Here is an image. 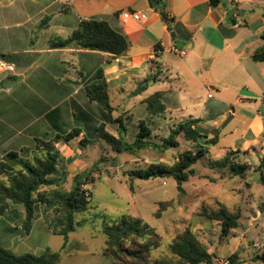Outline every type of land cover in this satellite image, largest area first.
<instances>
[{
	"label": "crops",
	"instance_id": "0c3cea01",
	"mask_svg": "<svg viewBox=\"0 0 264 264\" xmlns=\"http://www.w3.org/2000/svg\"><path fill=\"white\" fill-rule=\"evenodd\" d=\"M162 2L173 18L171 31L148 0H0V60L14 69L0 75V162L8 152L30 157L37 138L51 140L79 129L77 138L55 144L60 153L58 175L72 187L73 177L93 164L71 143L100 125L115 137L127 138L125 121L132 119L136 107L146 109L144 101L155 93L161 95L164 112L153 116L163 121L152 120L146 109L137 127L140 121L149 128L171 123V128L197 119L195 130L208 140L216 138L214 146L224 154L249 155L261 147L264 155V62L251 59L263 45L264 0H228L217 8L208 0ZM232 7L243 11L232 15L233 22L228 16ZM125 10L138 13L140 20H123L119 15ZM82 20L106 22L126 38L128 47L117 57L72 47L48 48L49 40L68 37ZM42 21L46 25L38 29ZM171 47L185 54H174ZM100 73L113 109L107 118L98 115L97 104L84 91ZM243 90L252 96L242 95ZM117 109L121 115L113 116ZM8 207L0 227L2 222L23 238L38 231L34 218L29 233L22 235L24 209L11 203ZM13 216L17 220L10 222ZM41 231L52 235L48 228ZM11 246L7 249L16 254ZM252 257L239 261L261 264Z\"/></svg>",
	"mask_w": 264,
	"mask_h": 264
},
{
	"label": "rangeland",
	"instance_id": "374dc122",
	"mask_svg": "<svg viewBox=\"0 0 264 264\" xmlns=\"http://www.w3.org/2000/svg\"><path fill=\"white\" fill-rule=\"evenodd\" d=\"M114 99L117 100L116 94L112 93V105H115ZM97 107L101 112L98 115L107 118L108 113L98 105ZM121 112L117 109L113 116H119ZM148 113L145 107L142 109L138 106L132 119L125 121L126 142L134 141L133 132H138V119H144ZM149 114L152 115V120L163 121L162 118ZM170 125L171 123L167 124L168 128L151 125V140L160 143L161 139L167 137ZM112 128L114 126L108 130ZM95 133L92 128L86 130L85 136L90 143L85 146H80L79 141L71 143L74 149L80 151L81 157L87 159V163L93 164L80 174L85 175L80 178L81 189L90 193L91 202L88 210L75 215L76 227L68 235L64 248V239L61 236L38 232L48 228L51 233L58 217L55 208L47 209L44 204H38L35 209V218L38 219L35 229L38 231L32 232L27 238L15 233L14 228L6 229L1 222L0 248L7 249L11 244V249L16 254L35 255L49 248L60 253L58 264H111V260L103 255L105 236L102 225L111 224L123 215H130L145 221L160 237L159 246L150 253V257L154 259L162 256L173 258L169 245L185 229H189L214 257L229 258L235 251L238 259L250 260L249 258L260 252L264 245V183L261 182L264 171L262 175L257 171L263 156L261 147H257L249 155L228 156L233 162L247 164L249 168L243 177H233L227 170L216 171L209 166L210 161L220 160L227 152L224 154L217 146L201 145L207 148V154L192 166L195 176L182 184L184 191L179 193L172 178L131 179L127 172L152 163L172 165L181 153H194L199 150L196 143L178 136L179 146L164 153H156L150 149L136 154L115 153L102 140H95ZM60 182L58 187L62 191L71 189L70 183L64 177H61ZM58 187H41L39 193L47 194ZM218 203L229 213L239 212L237 226L227 236L222 235L217 221L201 216L202 209L209 212L217 210ZM16 220L14 216L9 219L10 222ZM15 234L17 237L12 239ZM249 263L256 264L251 261Z\"/></svg>",
	"mask_w": 264,
	"mask_h": 264
},
{
	"label": "trees",
	"instance_id": "16d2710c",
	"mask_svg": "<svg viewBox=\"0 0 264 264\" xmlns=\"http://www.w3.org/2000/svg\"><path fill=\"white\" fill-rule=\"evenodd\" d=\"M208 1L212 8L222 6V0ZM148 3L155 10L159 7L163 8L159 11L160 16L168 31H171L173 18L166 13L162 0H148ZM229 20L233 22V16ZM45 23L46 21H42L38 29H42ZM260 38L263 40V45L252 53L251 59L254 62H264V30ZM67 47L100 51L117 57L126 50L128 41L104 21L82 20L68 37H55L48 42L49 49ZM84 91L90 102L96 103L106 113L111 114L113 109L109 102L108 84L102 73L98 74L95 81L88 83ZM160 97L159 93H155L144 101L149 113L162 114L164 112ZM115 121L120 124L121 117ZM198 122L197 119H187L177 123L170 128L167 137L161 139L160 143L151 140V129L144 121L138 123V132L132 143L126 142L122 136L111 135L105 131L103 125L96 129L95 140H102L115 153L128 154H136L148 149L156 153H164L179 146L178 136H183L186 141L196 143L199 150L194 153L190 151L181 153L172 165L152 163L127 172L131 179L172 178L176 183L177 191L183 193L182 184L195 176L192 166L207 154V148L199 145L197 139L200 137L211 146L217 142L216 138L208 140L195 130L194 126ZM119 128L125 130L123 126ZM79 135L80 130L74 128L64 135H56L51 140L37 138L34 140L30 157L25 158L17 152H8L0 162V217L8 211L9 203L23 206L22 235L28 234L32 228L36 206L44 204L47 209L55 208L58 212L56 224L50 231L52 235L61 236L64 239V248L68 235L75 230V215L88 210L91 195L81 189L80 183V178L85 175H75L69 191H62L58 187L61 181L58 175L60 153L55 144L59 141L67 144ZM89 143L90 141L85 137L79 140L80 146ZM238 152L227 151V154L220 160L210 161V168L216 171L227 170L233 177H243L249 169L248 165L235 163L228 157ZM257 171L261 175L264 171V155L260 159ZM261 182L264 183L263 176H261ZM51 186L58 187V189H52L47 194L39 193L41 187ZM201 216L217 221L220 224L222 235L227 236L231 229L236 228L239 212L229 213L221 203H218L217 210L209 212L204 208ZM102 233L105 236L103 255L111 260V264H204L214 257L196 240L189 229H185L169 245V252L173 258L168 256L151 258L150 253L159 246L160 237L145 221L130 215H123L111 224L103 223ZM229 259L230 264H241L236 253L232 254ZM252 260L264 264V247L260 253L254 255ZM59 261L60 253L49 249L38 255L31 253L18 255L8 249L0 248V264H58Z\"/></svg>",
	"mask_w": 264,
	"mask_h": 264
},
{
	"label": "built area",
	"instance_id": "2783aa9c",
	"mask_svg": "<svg viewBox=\"0 0 264 264\" xmlns=\"http://www.w3.org/2000/svg\"><path fill=\"white\" fill-rule=\"evenodd\" d=\"M123 20H134V21H139L140 20V15L138 13L130 12V11H122L119 15ZM170 51L174 54L178 55H184L185 52L183 50H178L175 47H171ZM13 66L4 63L3 61L0 60V75H3L5 73L12 72ZM204 264H230V259L229 258H218V257H213L210 262L204 263Z\"/></svg>",
	"mask_w": 264,
	"mask_h": 264
},
{
	"label": "water",
	"instance_id": "95a60500",
	"mask_svg": "<svg viewBox=\"0 0 264 264\" xmlns=\"http://www.w3.org/2000/svg\"><path fill=\"white\" fill-rule=\"evenodd\" d=\"M221 3H222V4H227V3H228V0H222ZM158 10H159V11H162L163 8H162V7H159ZM242 13H243V11H240V10H238L237 8L232 7V8H230L229 11H228V16L231 17L233 14H242ZM241 94H242V95H246V96H252L251 93H249V92H247V91H244V90L241 91ZM197 140H198V143H199L200 145L211 146V144H209V143H207V142H203L202 139H201L200 137H199Z\"/></svg>",
	"mask_w": 264,
	"mask_h": 264
}]
</instances>
